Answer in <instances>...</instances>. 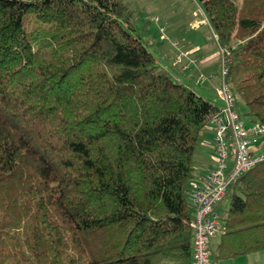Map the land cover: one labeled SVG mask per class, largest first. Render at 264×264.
I'll list each match as a JSON object with an SVG mask.
<instances>
[{
	"label": "trees",
	"instance_id": "1",
	"mask_svg": "<svg viewBox=\"0 0 264 264\" xmlns=\"http://www.w3.org/2000/svg\"><path fill=\"white\" fill-rule=\"evenodd\" d=\"M264 124V0H198ZM123 0H0V264H192L211 98L158 66ZM210 264L264 251V161L227 189Z\"/></svg>",
	"mask_w": 264,
	"mask_h": 264
},
{
	"label": "built area",
	"instance_id": "2",
	"mask_svg": "<svg viewBox=\"0 0 264 264\" xmlns=\"http://www.w3.org/2000/svg\"><path fill=\"white\" fill-rule=\"evenodd\" d=\"M160 30L163 31V27ZM214 38L216 40L215 34ZM234 48L235 46L231 45L219 50L221 83L217 89V99L220 101V106L205 117L206 125L213 132V165L205 176L193 178L187 189L192 206L191 218L188 222L193 234L192 264H210L211 238L219 234L222 229L216 207L237 178L257 163L264 161V124L259 121L247 122L243 119L236 108L227 78L228 65ZM189 54H191L190 50L182 51L177 55L175 62L180 63L182 57ZM187 69V64H184L180 70ZM168 73L176 81L182 82L179 74L172 71ZM208 77L209 75L203 73L198 74L194 85H198Z\"/></svg>",
	"mask_w": 264,
	"mask_h": 264
},
{
	"label": "rangeland",
	"instance_id": "3",
	"mask_svg": "<svg viewBox=\"0 0 264 264\" xmlns=\"http://www.w3.org/2000/svg\"><path fill=\"white\" fill-rule=\"evenodd\" d=\"M238 5L242 0H234ZM131 12L130 23L134 32L146 42L148 50L156 57L159 56L160 50L170 49L171 53L160 59L155 58L158 66L163 67L170 64L169 62L177 57L184 50L197 49L194 51L192 58H195V64L190 63V69L184 74L194 75V83L198 74L203 73L209 75L208 79L201 81L198 85L191 87L195 92L202 94L205 97L217 100V89L221 83L219 68H220V47L218 46L213 31L207 22V18L202 11L201 3L198 0H123ZM206 22L204 23V21ZM163 27V31L160 28ZM237 42H232L236 46ZM183 47H187L184 49ZM205 61L200 70H197V65L200 59ZM171 59V60H170ZM174 61V60H173ZM177 68L185 64L183 62H173ZM199 66V65H198ZM196 67V68H195ZM192 75V76H193ZM218 78V84L214 88L215 92L206 91L209 82ZM187 78H183L182 82H187ZM185 80V81H184ZM192 82L191 80H188ZM220 102L219 100L217 101ZM240 113L243 114L246 108L239 106ZM207 142V154H211L213 146V134L209 126H205L199 137L197 146L201 142ZM225 207L222 200L216 207V212L219 216L222 215V209ZM219 235V234H217ZM216 244V243H215ZM212 243L211 248H214ZM258 262L264 264V251L253 255ZM243 258V257H241ZM224 264H246L244 259H229L225 260Z\"/></svg>",
	"mask_w": 264,
	"mask_h": 264
},
{
	"label": "crops",
	"instance_id": "4",
	"mask_svg": "<svg viewBox=\"0 0 264 264\" xmlns=\"http://www.w3.org/2000/svg\"><path fill=\"white\" fill-rule=\"evenodd\" d=\"M184 49H187V47H183ZM189 50V49H188ZM197 50V49H191V54H189L188 56L186 57H182L181 61L183 62L184 60V63L185 64H188L190 63V61H192L191 63L192 64H195V58H192V55L194 53V51ZM169 52L171 53L170 49H161L160 50V53H159V56L155 58L156 59H160V57H165L169 54ZM167 54V55H166ZM176 57L173 58V60L175 61ZM171 60V59H170ZM172 62L170 61L168 65H165L163 66V68H165L166 70L168 71H172L173 73L175 74H179V76L183 79L187 78L188 80H191L192 82H189L187 79V84L189 86H192L194 85V75L192 76L191 74H189L188 76H186L184 73L187 72V70L190 69V66L191 64L189 65L188 69L186 71H181L180 70V67L177 68L176 66L177 65H173V61ZM205 59L204 58H201L200 59V62L198 63V65L196 66L197 67V70H200L199 68H201V66L203 65ZM158 65V63H156ZM195 67V68H196ZM185 81V80H184ZM210 84L206 87V91L208 92H215L214 88L217 86L218 84V78L214 79V81L211 80V82H209ZM213 100V99H212ZM215 101H218L215 100ZM213 134V132H212ZM207 148H209V145L207 142H201L199 146L196 147V150H195V153H194V178L196 177H200V176H205L209 170L211 169L212 165H213V161H212V158L214 156V147L212 146V151H211V154H207ZM190 200V199H189ZM191 201H190V211H191ZM218 237L219 235H215L211 238V242H210V245L212 246V243H216L218 241ZM261 252V251H259ZM256 253L258 252H253V253H249V254H245V255H240V256H236V257H233V258H230V259H244V261L246 262V264H263L262 261L258 262V260L253 256V255H256ZM243 257V258H241ZM226 260H229V259H226ZM224 261L225 260H221L219 261L217 264H224Z\"/></svg>",
	"mask_w": 264,
	"mask_h": 264
}]
</instances>
